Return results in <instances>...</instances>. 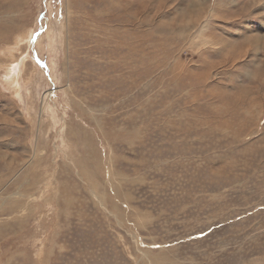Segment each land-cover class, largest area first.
<instances>
[{
  "label": "rangeland",
  "instance_id": "obj_1",
  "mask_svg": "<svg viewBox=\"0 0 264 264\" xmlns=\"http://www.w3.org/2000/svg\"><path fill=\"white\" fill-rule=\"evenodd\" d=\"M0 264H264V0H0Z\"/></svg>",
  "mask_w": 264,
  "mask_h": 264
}]
</instances>
